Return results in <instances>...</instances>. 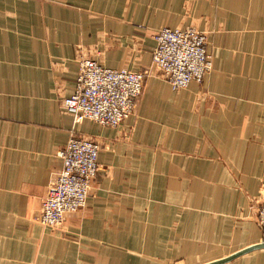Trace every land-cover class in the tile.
<instances>
[{
	"label": "crops",
	"instance_id": "obj_1",
	"mask_svg": "<svg viewBox=\"0 0 264 264\" xmlns=\"http://www.w3.org/2000/svg\"><path fill=\"white\" fill-rule=\"evenodd\" d=\"M58 1L0 0V264H208L260 244L251 203L264 185V0ZM165 25L208 33L214 66L202 84L174 91L153 65ZM79 49L152 71L120 126L62 109ZM74 131L102 143L95 193L46 226L57 151ZM261 250L225 264H263Z\"/></svg>",
	"mask_w": 264,
	"mask_h": 264
},
{
	"label": "built area",
	"instance_id": "obj_2",
	"mask_svg": "<svg viewBox=\"0 0 264 264\" xmlns=\"http://www.w3.org/2000/svg\"><path fill=\"white\" fill-rule=\"evenodd\" d=\"M154 39L153 65L174 91L194 81L203 82L213 68L208 36L195 27H162ZM149 71H134L126 65L111 68L94 59L79 60L75 91L62 99L61 107L76 123L88 119L103 126L118 127L135 113L151 74ZM100 150V141L72 134L67 145L57 151L63 165L43 199L40 223L62 225L68 213L86 206L101 169ZM257 221L264 242V197L258 205Z\"/></svg>",
	"mask_w": 264,
	"mask_h": 264
},
{
	"label": "rangeland",
	"instance_id": "obj_3",
	"mask_svg": "<svg viewBox=\"0 0 264 264\" xmlns=\"http://www.w3.org/2000/svg\"><path fill=\"white\" fill-rule=\"evenodd\" d=\"M25 2H27V5L28 6H30L32 9H35V4H36V2L38 3V4H40L43 8H45V9H47V7L48 6H60L59 4H65V2H59L58 0H25ZM13 8H14V4H13ZM19 8V4L17 5V9ZM162 27H170V26H162ZM162 27H160V29L162 28ZM192 27H195V26H192ZM171 28V27H170ZM196 29H198L197 27H195ZM160 29H158V30H160ZM172 29H177V28H172ZM158 30L156 31V32H158ZM199 31H201L202 33L204 32V33H206L207 34V36H208V43H209V35H208V33L207 32H205V31H202V30H200V29H198ZM155 32V33H156ZM155 33H154V35H155ZM153 35V36H154ZM209 46V45H208ZM100 53V52H99ZM211 55H212V53H210ZM78 55H79V59L78 60H84V59H94V60H97V61H99L97 58H95V57H93V56H87L86 54H84L80 49H79V51H78ZM212 57H213V55H212ZM213 66H214V64H213ZM121 67V66H120ZM129 67V66H128ZM213 69V68H212ZM212 69L208 72V73H210L211 71H212ZM143 70H150L149 68H146V69H143ZM143 70H140V71H143ZM149 72H152L151 70L149 71ZM207 73V74H208ZM206 74V75H207ZM205 79V78H204ZM204 81V80H203ZM76 82H77V80H76ZM147 82V81H146ZM198 83H200V84H202L203 82H198ZM189 87V86H188ZM188 87H186V88H188ZM186 88H183V89H186ZM183 89H181V90H179V91H182ZM178 92V91H177ZM61 103H62V101H61ZM99 124V123H98ZM108 127V126H107ZM73 135H76V136H79V137H82V138H87L86 136H83V135H80L78 132H73ZM72 136V135H71ZM71 138V137H70ZM70 138H69V140H70ZM68 140V141H69ZM97 141V140H96ZM68 143V142H67ZM67 143L64 145V146H66L67 145ZM63 146V147H64ZM101 146H102V143H101ZM62 148V147H61ZM52 181V180H51ZM95 182H96V180L94 181V183H93V185H92V191H91V194H93V193H95L94 192V190L93 189H95ZM50 184H51V182L49 183V186H48V189H49V187H50ZM47 192H48V190H47ZM46 195H47V193H46ZM45 195V196H46ZM90 197V196H89ZM264 197V185L262 186V188H261V190H260V192H259V194L256 196V197H254V199L252 200V203H251V211H252V213H251V216H252V218L251 219H253L254 221H257V212H258V205L260 204V201L262 200V198ZM84 208V207H83ZM82 208V209H83ZM81 210V209H80ZM79 211V210H78ZM78 211H76V212H78ZM76 212H73V213H76ZM69 214H71V213H68L67 214V216L69 215ZM67 216L65 217V219L64 220H66V218H67ZM65 222V221H64ZM63 222V223H64ZM258 222V221H257ZM258 224H259V222H258ZM261 243H264L263 241L261 242ZM234 246H233V244H231V243H228V246L225 248V249H228L229 251L228 252H226V253H229V252H231V251H233L234 249ZM210 250H207V251H205V252H209ZM261 251H264V250H261ZM219 254H221V255H223V254H226V253H224V249H221L220 250V252H218ZM256 253H259V252H256ZM264 253V252H263ZM251 255H253V254H251ZM264 255V254H263ZM214 258H216V256L215 257H209V258H204V260L203 261H209V260H212V259H214ZM183 262H181V261H177V262H174V263H171V264H182ZM163 264V263H162ZM264 264V263H263Z\"/></svg>",
	"mask_w": 264,
	"mask_h": 264
},
{
	"label": "water",
	"instance_id": "obj_4",
	"mask_svg": "<svg viewBox=\"0 0 264 264\" xmlns=\"http://www.w3.org/2000/svg\"><path fill=\"white\" fill-rule=\"evenodd\" d=\"M261 248H264V243H260V244H257V245L250 246V247H248L246 249H243V250H241V251H239V252H237V253L229 256V257H226V258H223V259H220L218 261H214V262L208 263V264H225V263H227V262H229V261H231V260H233V259H235V258H237L239 256H242V255H244L246 253H249L251 251H254V250H257V249H261Z\"/></svg>",
	"mask_w": 264,
	"mask_h": 264
}]
</instances>
